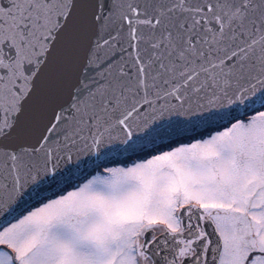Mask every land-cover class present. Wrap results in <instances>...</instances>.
I'll return each instance as SVG.
<instances>
[{"label": "snow or ice", "instance_id": "6c2138e0", "mask_svg": "<svg viewBox=\"0 0 264 264\" xmlns=\"http://www.w3.org/2000/svg\"><path fill=\"white\" fill-rule=\"evenodd\" d=\"M0 264H264V0H0Z\"/></svg>", "mask_w": 264, "mask_h": 264}]
</instances>
